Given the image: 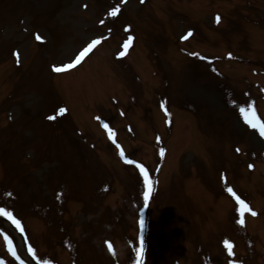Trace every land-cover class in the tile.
I'll return each mask as SVG.
<instances>
[{"label":"rangeland","instance_id":"374dc122","mask_svg":"<svg viewBox=\"0 0 264 264\" xmlns=\"http://www.w3.org/2000/svg\"><path fill=\"white\" fill-rule=\"evenodd\" d=\"M204 2L0 0V208L42 260L264 264V143L246 122L264 121V0ZM94 40L86 66L54 72ZM62 103L70 123L49 125ZM137 165L154 186L147 248L131 245Z\"/></svg>","mask_w":264,"mask_h":264},{"label":"snow or ice","instance_id":"6c2138e0","mask_svg":"<svg viewBox=\"0 0 264 264\" xmlns=\"http://www.w3.org/2000/svg\"><path fill=\"white\" fill-rule=\"evenodd\" d=\"M218 20H219V17H217V21H218ZM188 35H191V32H190V31H189ZM129 40H131V37H129ZM96 43H98V41H95V40H94V41H92L90 44H88V46H87L86 48H84L83 51H81L80 54H79L78 56H75L74 62H75V63H78V62L80 61V59H81V58H82V57H83V56L89 51V49H91L92 46H93L94 44H96ZM190 55H197V56H198L197 53H190ZM229 57H231V53H229ZM71 66H72L71 64H66V65H64V68H69V67H71ZM55 70H56V71H61V68H56ZM60 111L63 112V111H65V110H64V109H60ZM241 111H243V109H241ZM97 119H99V117H97ZM247 122H248L249 124H251V126H252L253 128L256 127V124L253 123V121L248 120ZM105 127H107V125H105ZM261 134L264 135V127L261 128ZM237 151H239V149H237ZM161 154H163V149H161ZM123 155H124V153H123V151H121V156H123ZM126 162H127V163H130V164H135V163H136L134 160H127ZM137 166L140 168V171H141L142 175H143L144 178H145V182H147V179H148V172L144 169L143 165H137ZM249 167H251V165H250ZM227 191H228L229 193H232V189H231V188H228ZM232 194H233V196H235V193H232ZM145 200H147V193H145ZM236 201H237V203L241 206V209H240L241 211H242L243 209H247V208H248V205L245 204L244 200H241L239 197H236ZM0 215L7 216L9 219H12V214H11L10 212L5 211L3 208H0ZM252 215H256V213H255V212H252ZM13 222L16 223L17 226H19V221L14 220ZM240 222L242 223L243 221H240ZM13 255L15 256V253H14V252H13Z\"/></svg>","mask_w":264,"mask_h":264},{"label":"bare ground","instance_id":"6f19581e","mask_svg":"<svg viewBox=\"0 0 264 264\" xmlns=\"http://www.w3.org/2000/svg\"><path fill=\"white\" fill-rule=\"evenodd\" d=\"M85 60H86V59H85ZM85 62H86V61H85ZM85 62H84V63H85ZM84 63H83V64H84Z\"/></svg>","mask_w":264,"mask_h":264}]
</instances>
